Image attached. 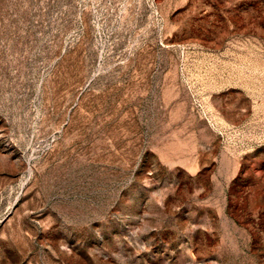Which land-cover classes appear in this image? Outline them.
<instances>
[{"label": "rangeland", "instance_id": "obj_1", "mask_svg": "<svg viewBox=\"0 0 264 264\" xmlns=\"http://www.w3.org/2000/svg\"><path fill=\"white\" fill-rule=\"evenodd\" d=\"M0 264H264V0H0Z\"/></svg>", "mask_w": 264, "mask_h": 264}]
</instances>
